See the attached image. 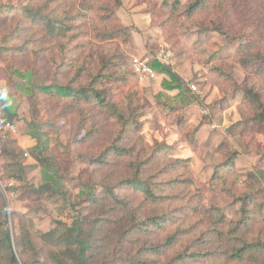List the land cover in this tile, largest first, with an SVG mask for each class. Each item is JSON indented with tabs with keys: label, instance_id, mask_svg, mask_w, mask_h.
Masks as SVG:
<instances>
[{
	"label": "trees",
	"instance_id": "16d2710c",
	"mask_svg": "<svg viewBox=\"0 0 264 264\" xmlns=\"http://www.w3.org/2000/svg\"><path fill=\"white\" fill-rule=\"evenodd\" d=\"M122 1L0 3V14L19 17L17 30L32 29L18 48L20 55L29 48L38 62L45 58L52 63L54 83L33 82L32 87H40L47 96L32 93V101L49 97L62 104L51 119L63 127L92 168L90 182L77 196V203H88V211L79 213L68 226L56 221L47 232H32L22 215L14 213L13 218H19V232L14 234L0 198V264H264V232L256 231L259 224L264 225L263 204L241 182L237 153L222 157L194 141L195 155L211 167V174L201 182L193 175L191 158L173 157L162 142L143 141L140 129L148 112L160 108L171 115L178 110L161 96L175 90L174 98L185 106L197 98L184 79L157 59L150 66L165 77L153 105L135 90H122L132 72L121 69L117 58L132 40L133 29L118 15ZM136 2L145 4L151 25L170 39L177 41L178 28L187 22L190 28L237 41L233 60L244 72L236 84L241 135L264 137V0ZM53 27L63 35L54 37ZM150 39L145 40L146 48ZM56 56H60L58 62ZM13 73L33 76L31 71ZM209 73L217 79H232L215 67ZM0 109L5 119L17 117L1 93ZM67 114L72 117L63 123ZM108 127L109 137L104 135ZM97 139L103 141L94 147ZM39 141L33 150L51 160L43 155ZM7 142L2 155L17 157L19 151ZM40 171V187L60 191L59 169L48 163ZM206 192L213 196L207 207ZM226 207L234 211L233 216H228Z\"/></svg>",
	"mask_w": 264,
	"mask_h": 264
},
{
	"label": "rangeland",
	"instance_id": "374dc122",
	"mask_svg": "<svg viewBox=\"0 0 264 264\" xmlns=\"http://www.w3.org/2000/svg\"><path fill=\"white\" fill-rule=\"evenodd\" d=\"M133 1L136 5L125 2L118 9L119 17L126 16L127 12L134 8L136 11L149 13L145 4ZM22 2L23 0H0L2 4ZM120 20L122 22L121 17ZM18 21L19 17L13 13L0 14V93L6 98L10 110L17 116L10 120L16 125L15 134L20 132L38 138L39 142L43 143V155L51 157V160L40 157L33 148L28 152L17 149L19 151L17 157L4 156L13 160L12 166L10 172L9 170L5 172L1 168L0 171L5 176L14 178L16 184L12 197L6 198L0 193V198L8 214V228L14 234L19 232L17 223L19 218L14 219V213L22 215L21 219L32 232H47L55 226L56 221H62L68 226L79 213L86 214L88 203L82 201L77 203V196L80 188L90 182L92 169L88 160L80 154L81 150L66 137L63 127L51 119V115L62 104L54 103L49 97L41 98L40 102L32 101L30 97L32 93L47 96L40 87H32V83H54L53 68L52 63L45 58L38 62L36 53L29 48V52L20 55L18 48L24 44L27 32L32 29H27L26 32L17 30ZM132 30L134 33L140 32L142 37L137 35L129 44L122 47V52L117 58L121 69H130L129 62L132 57L147 59L150 62L157 58L160 50H169L171 69L182 79L186 78L188 87L193 84L200 93V96L187 106L180 105L179 100L174 98L175 90L161 96L169 105L178 106V110L171 115H167L168 113L160 108L148 112V115L142 118L140 129V134L144 136L143 141L162 142L169 146L168 152L173 157L191 158L193 175L201 182L211 174V167L201 163L202 161L195 155L194 141L203 149L217 151L222 157H228L236 152L235 162L243 174L241 182L255 192L263 204L264 212V137L256 135L251 139L241 135L242 123L237 110L240 93L236 90V84L242 80L244 72L233 60L237 41L228 42L216 32H202L190 28L187 22L178 28L177 41L165 37L167 33L164 34L158 26L151 25V22L150 28L144 32L137 31L134 26ZM52 33L56 37L58 34L63 35L64 32L53 27ZM149 37L151 38L149 47L146 48L144 43ZM141 38L145 51L138 53L135 43ZM82 39H85L84 35ZM59 59L60 56H56L55 62ZM214 67L230 76L231 81L217 79L210 74L209 69ZM14 70H19L23 74L31 71L33 76L30 77L29 74L19 76L13 73ZM155 73V78L148 79H140L133 72L129 73L126 84L121 88L124 92L135 90L148 105H153L154 96L161 90V81L165 77L162 73ZM44 108L49 109V114L46 115ZM97 115L101 116L99 111ZM71 117L70 114L64 115L62 122L67 123ZM105 131V136H111L110 127ZM100 140L97 139L92 145L97 146ZM7 141V144L13 146L12 139ZM29 162L35 165L31 167L28 165ZM48 163L53 168H58L59 174L62 175L60 191L53 192L50 188L40 187L42 179L40 169L42 165ZM7 168L9 169V166ZM96 190L99 191L100 187L97 186ZM211 200L212 194L206 192L204 201L206 207ZM75 203L77 204L72 206ZM225 212L228 216L234 215L230 207H226ZM259 230L264 232L263 224L256 227V231Z\"/></svg>",
	"mask_w": 264,
	"mask_h": 264
},
{
	"label": "built area",
	"instance_id": "2783aa9c",
	"mask_svg": "<svg viewBox=\"0 0 264 264\" xmlns=\"http://www.w3.org/2000/svg\"><path fill=\"white\" fill-rule=\"evenodd\" d=\"M157 60L169 65L171 60V53L169 50L162 49L158 52ZM129 66L131 71L140 79L144 78H155L156 73L150 66V62L147 59H141L139 57H132ZM189 88L198 98L200 93L196 91L193 84L189 85ZM16 125L14 122L5 119L2 110H0V156L3 153V146L7 140H9L16 133ZM27 155V153H25ZM16 181L12 177H7L0 171V193H2L6 198L12 197L14 195Z\"/></svg>",
	"mask_w": 264,
	"mask_h": 264
},
{
	"label": "crops",
	"instance_id": "0c3cea01",
	"mask_svg": "<svg viewBox=\"0 0 264 264\" xmlns=\"http://www.w3.org/2000/svg\"><path fill=\"white\" fill-rule=\"evenodd\" d=\"M125 2H127L128 4H135L136 3L132 0H123V5L125 4ZM138 5V4H137ZM130 12H127L126 16H120L122 19V22L126 25H131L134 26V28H136L137 31H145L147 29L150 28V15L149 13L145 12V11H139V10H129ZM119 13V11H118ZM154 30V29H153ZM132 34V38L135 39L136 36H140L142 37V34H140V32H136L134 33L133 30L131 32ZM137 40V39H136ZM136 45V51L138 53H142L145 51V49L143 48V41L142 38L138 41H136L135 43ZM186 81V78H185ZM187 82V81H186ZM10 139L13 140L14 142V146L16 149H19L21 151H27L31 148H33L36 145L37 139L35 137H32L31 135H23L20 132H18V134L12 136ZM216 147V145H215ZM12 159L7 158V157H0V168L3 169L5 172H10L11 166H12ZM202 163V162H201ZM237 164V162H236ZM29 166L33 167L35 164L33 162H29L28 164ZM9 166V169L7 168ZM238 166V164H237ZM7 168V169H6ZM16 177V176H15Z\"/></svg>",
	"mask_w": 264,
	"mask_h": 264
}]
</instances>
